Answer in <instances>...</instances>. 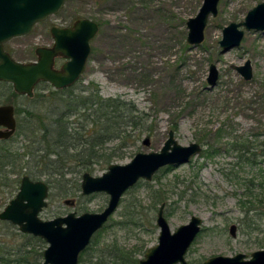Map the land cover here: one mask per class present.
I'll return each mask as SVG.
<instances>
[{
  "label": "rangeland",
  "instance_id": "rangeland-1",
  "mask_svg": "<svg viewBox=\"0 0 264 264\" xmlns=\"http://www.w3.org/2000/svg\"><path fill=\"white\" fill-rule=\"evenodd\" d=\"M134 1L138 8L144 0ZM151 1V11L137 12L136 20L127 5L126 10L118 9L113 1L98 5L95 0H65L59 13L38 22L29 35L9 40L5 49L18 61L33 62L37 60V47L53 44L52 26L73 25L82 18L102 21L103 27L90 42L92 51L86 70L72 90L88 94L95 93L97 88L103 97L122 98L130 105L126 114L136 116V126L127 129L129 138L125 146L118 148L119 141L114 139L102 147L103 152L115 151L111 164L128 163L138 152L160 151L170 130L175 131L180 144L198 142L202 151L188 163L176 165L168 172L160 169L158 178L155 175L151 181L141 180L124 194L107 229L100 234L101 242L116 240L128 248L146 245L144 254L148 247L157 244L156 219L161 204H155L153 196L158 192L166 198L165 217L172 231L188 223L192 216L202 219L201 230L186 254L189 264H200L216 255L244 253L249 258L252 252L264 248V156L261 155L264 149V31L241 26L245 30L241 45L225 53L219 41L225 26L243 21L247 12L264 0H220L218 15L210 17L204 40L197 45L187 42L186 23L197 15L203 0ZM247 59L252 61L254 71L250 81H245L233 68ZM211 63L219 72L215 86L207 82ZM60 66L59 62L57 67ZM2 83L8 87L11 84L0 81V104H12L15 111L21 109L16 113L21 126L13 134L12 144L20 152L28 146L36 156L40 154L38 139L42 134L40 131L35 137L29 135L25 115L27 110L38 113L42 122L38 120L37 124L43 130V124L51 121L47 114L53 115L57 110L51 96L48 98L54 88L49 83L51 88L42 85L30 97L17 93L13 87V91L8 88L5 91ZM130 107L135 110L131 112ZM70 120L84 140L90 134L87 121L78 115H72ZM146 137L150 138V145L143 144ZM81 145L69 147L68 156L89 146ZM29 160L30 167L23 172L33 169L36 179L54 181L47 198L48 206L40 214L43 219L72 211L101 212L107 206L108 194L81 193L82 177L87 170L78 165L75 157L64 160L63 164L52 155L51 163L48 161L44 167L43 172L48 174L55 167L63 166L66 174L61 185L56 181L60 176L39 173L42 168L35 166L38 171L32 165L34 159ZM109 165L93 163V171L87 172L99 176ZM8 170L13 172L11 167ZM10 180L7 179L9 183ZM7 181L0 179V205L13 198L10 193L13 186ZM67 189L69 193L64 195L62 190ZM67 199L74 204H65ZM130 203L137 204L135 210L142 213L144 223L140 227L117 224L123 220L124 208L127 211ZM232 225H236V236L230 233ZM12 232L0 222V242L3 239L8 244H13V240L23 242L21 236ZM144 254L139 257L143 258Z\"/></svg>",
  "mask_w": 264,
  "mask_h": 264
},
{
  "label": "water",
  "instance_id": "water-1",
  "mask_svg": "<svg viewBox=\"0 0 264 264\" xmlns=\"http://www.w3.org/2000/svg\"><path fill=\"white\" fill-rule=\"evenodd\" d=\"M220 0H203L195 17L187 20V42L197 45L204 40V30L211 15L217 16ZM65 0H0V81L9 82L19 94L34 96L36 85L41 82L62 89L76 83L86 70L91 54V40L99 32L97 21L82 18L72 26H52L54 43L51 47L36 48L37 60L22 62L5 49V44L19 36L29 35L38 22L60 12ZM264 30V2L250 10L244 21L232 22L223 29L220 45L223 52L240 45L245 31ZM67 61L56 69V58ZM245 80L253 78L251 60L244 65H234ZM219 72L214 63L210 64L207 82L217 84ZM15 106L0 104V140L9 139L17 130ZM144 145H150L146 137ZM202 151L198 142L182 145L175 137V131H169V137L160 151L138 152L128 163H112L102 175L94 176L85 172L81 181V193L91 195L106 193L109 196L107 206L101 212L72 211L64 216L45 220L41 212L48 206L49 184L43 180H34L29 175L21 178L19 190L0 211V220L9 221L18 226L22 233L32 234L48 244L43 252L42 264H79L80 255L91 242L93 235L108 222L118 209L124 194L140 180L151 181L155 174L165 166L188 163ZM65 204L73 205L67 199ZM165 203L157 213L156 224L159 228L158 243L147 248L140 264H189L186 254L201 230L202 219L192 216L191 220L172 231L165 217ZM236 236V225L230 229ZM200 264H264V248L247 254L232 256L216 255Z\"/></svg>",
  "mask_w": 264,
  "mask_h": 264
},
{
  "label": "trees",
  "instance_id": "trees-1",
  "mask_svg": "<svg viewBox=\"0 0 264 264\" xmlns=\"http://www.w3.org/2000/svg\"><path fill=\"white\" fill-rule=\"evenodd\" d=\"M110 1H113V6L115 5L118 9L126 10L127 5V8L132 13V18L134 19H136L134 15H136L137 12L148 13L152 9L151 0L140 2L138 8L135 6L136 2L134 0H95V4L103 5L105 3L108 4ZM137 9L140 11H136ZM173 18H176V15L173 16ZM177 19L180 23H183L180 17H177ZM140 20H142V18ZM146 21H149V18H147ZM97 22L101 29L103 27V22ZM186 45L187 44L185 43V47ZM42 85H47V88H51L47 82L42 81L37 84L35 89L42 87ZM74 85L63 89H51L48 98L51 96L58 111L56 110L53 115L49 113L47 114L48 119L51 121L49 124H43V130L40 129L37 124L38 120L42 122V117L38 113L27 110L25 118L31 131L29 135L35 137L40 131L42 134L41 138L38 139L40 142V148L38 149L40 150V154L34 156V153L28 148V146H25L23 152H20L14 144H12V137L7 140H0V179L2 178L4 181L11 179L10 183L9 181H7V183H9V186H13L10 191L13 197L18 192L21 178L24 175H29L32 179L38 180L33 176L34 174H32V171H34L33 169L28 172H23L25 168L30 167L29 159L31 157L34 159L33 162L35 161V164H32L34 168L37 166L42 168V171H39L37 169L38 167L36 168L39 173H45L43 172V169L48 164V161L51 163L52 155L56 156V159H60L63 164H65L64 160L75 157L79 162V166L85 167V170L87 171H93L94 168L91 167L93 163L111 164V160L115 155V151L110 153L103 152L104 150L102 147L105 143L115 139L119 141L118 148L121 149L126 145L129 138L127 129L128 127H135L137 123L134 122L136 116L131 113L126 114V109L130 106L126 100L122 98L103 97L100 95V91L97 88L94 90L95 93H75L72 90ZM2 86L6 88L5 91H9L13 87L12 84L8 87L6 83H2ZM14 94L16 93L14 92ZM129 110L132 112L135 109L130 107ZM20 112L21 109L17 108L16 113ZM72 115H78L87 121V127L89 128L88 131L90 134L86 135L84 140L81 138V132L78 133L75 125H73L74 122L70 120ZM20 126L21 123L19 124L18 122V129ZM173 127L176 128V125ZM83 128L84 127H82V130ZM84 131L86 130L84 129ZM80 144H89V146L87 149L82 148L79 152L71 155L69 154L68 156L69 147H78ZM261 155L264 156V149L262 150ZM8 167H11L13 172L8 170ZM173 167L174 166H165L161 169L163 172H168L173 169ZM10 173H14L16 175L15 178H10ZM48 174H51V177L52 174L60 176L59 181H56L61 185V179L65 178L66 172L64 171L63 166H60L55 167V169L50 173L48 172ZM156 177L158 178V175ZM47 182L51 188L54 181ZM133 188L134 187L127 192L131 191ZM62 193L65 195L68 194L69 191L68 189L62 190ZM162 195L163 194L161 193L158 194V192H155V195L153 196L155 204H162L165 202L166 198ZM7 203L8 202L0 205V208H4ZM136 208L137 204L135 203L128 204L127 211L125 206L124 218L123 220L118 221L117 224H129L128 226L133 225V227L142 226V223H144L143 216L140 211L135 210ZM109 221L93 236L90 244L82 252L80 256V264H139V255L144 254L145 247L143 246L146 245L128 248L120 245L116 240H112L108 243L101 242L100 234L102 235L103 231L107 229ZM0 222L6 224L9 227V230L11 228L13 231L12 233L16 234L15 236L18 235L24 239L23 242H15L13 240V244H8L4 239L0 242V264H42L43 252L47 247L45 240L32 234L21 233L18 230L19 228L9 221L0 220Z\"/></svg>",
  "mask_w": 264,
  "mask_h": 264
},
{
  "label": "flooded vegetation",
  "instance_id": "flooded-vegetation-1",
  "mask_svg": "<svg viewBox=\"0 0 264 264\" xmlns=\"http://www.w3.org/2000/svg\"><path fill=\"white\" fill-rule=\"evenodd\" d=\"M263 2H264V1H263ZM219 3H220V2H219ZM261 3H262V2H261ZM259 4H260V3H259ZM257 5H258V4H257ZM257 5H256V6H257ZM256 6H255V7H256ZM255 7H253V8H255ZM253 8H252V9H253ZM252 9H250V10H252ZM250 10H249V11H250ZM249 11H248V12H249ZM248 12H247V14H248ZM218 13H219V5H218ZM247 14H246V16H247ZM217 15H218V14H217ZM246 16H245V18H246ZM210 17H215V16L211 15ZM210 17H209V19H210ZM209 19H208V20H209ZM244 20H245V19H244ZM244 20H243V21H244ZM241 22H242V21H241ZM207 23H208V22H207ZM231 23H232V22H231ZM235 23H240V22H235ZM69 26H72V25H68V26H65V27H69ZM227 26H228V25H227ZM61 27H63V26H61ZM225 27H226V26H225ZM240 27H241V26H240ZM240 27H239V29H241ZM243 27H244V26H243ZM244 28H245V27H244ZM223 29H224V28H223ZM245 29H246V28H245ZM242 30H244V29H242ZM251 30H255V29H251ZM50 31H51V29H50ZM244 31H245V30H244ZM256 31H264V30H256ZM51 34H52V33H51ZM52 36H53V35H52ZM222 37H223V36H222ZM221 39H222V38H221ZM221 39H220V40H221ZM53 40H54V39H53ZM219 42H220V41H219ZM241 42H242V41H241ZM53 43H54V42H53ZM219 44H220V43H219ZM52 45H53V44H52ZM52 45H51V46H52ZM240 45H241V43H240ZM240 45H239V46H240ZM51 46H50V47H51ZM220 46H221V45H220ZM239 46H237V47H239ZM233 48H236V47H233ZM233 48H231V49H233ZM231 49H230V50H231ZM230 50H228V51H230ZM228 51H226V52H228ZM222 52H223V48H222ZM223 53H225V52H223ZM247 60H250V59H247ZM247 60H246V61H247ZM66 61H67L66 58H63V57H57V58H56V65H55V68H56V69H60L61 66H62V64L65 63ZM246 61H245V62H246ZM59 62L61 63V66H60V67H57V64H58ZM245 62H244L243 64H241V65H244ZM251 63H252V61H251ZM233 66H234V65H233ZM238 66H240V65H238ZM252 67H253V65H252ZM236 71H237V70H236ZM237 72H238V71H237ZM238 73H239V72H238ZM239 74H240V73H239ZM208 75H209V74H208ZM240 75H241V74H240ZM241 76H242V75H241ZM253 76H254V71H253ZM242 78L244 79L243 76H242ZM252 79H253V78H252ZM252 79H251V80H252ZM244 80H245V79H244ZM245 81H250V80H245ZM51 86H52V85H51ZM52 87H53V86H52ZM53 88H54V87H53ZM54 89H55V88H54ZM17 128H18V125H17ZM16 131H17V130H16ZM12 136H13V135H12ZM12 136H11V137H12ZM11 137H10V138H11ZM10 138H9V139H10ZM1 140H2V139H1ZM4 140H5V139H4ZM6 140H7V139H6ZM130 189H131V188H130ZM83 213H84V212H83ZM111 217H112V216H111ZM111 217L109 218V220L111 219ZM109 220H108V221H109ZM103 227H104V226H103ZM101 229H102V228H101ZM97 232H98V231H97ZM97 232H96V233H97ZM96 233H95V234H96ZM95 234H94V235H95ZM94 235H93V236H94ZM92 238H93V237H92ZM91 240H92V239H91ZM48 244H49V243H47V246H48ZM89 244H90V243H89ZM86 248H87V247H86ZM45 249H46V248H45ZM146 250H147V249H146ZM80 256H81V255H80ZM140 259H141V258H140ZM43 260H44V258H43ZM42 262H43V261H42ZM79 264H80V260H79ZM139 264H140V263H139Z\"/></svg>",
  "mask_w": 264,
  "mask_h": 264
}]
</instances>
